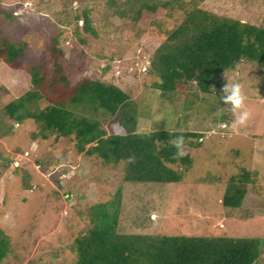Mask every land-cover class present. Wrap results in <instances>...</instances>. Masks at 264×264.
Segmentation results:
<instances>
[{
    "label": "rangeland",
    "instance_id": "1",
    "mask_svg": "<svg viewBox=\"0 0 264 264\" xmlns=\"http://www.w3.org/2000/svg\"><path fill=\"white\" fill-rule=\"evenodd\" d=\"M122 1L0 0V36L24 46L19 68L0 61V228L9 238L0 264H74L71 245L88 225L85 207L110 199L118 186V231L258 237L263 243L253 264H264V65L241 61L219 73L210 92L192 83L162 94L152 85L159 76L150 65L156 47L191 9L262 26L264 0H178L144 21L113 14ZM84 16L93 31L83 28ZM53 61L67 77L66 87L58 85L64 99L88 77L128 94L125 110L134 109L136 131L201 132L198 145L182 147L192 159L182 179L126 182L121 163L78 151L74 134L43 138L25 108L8 117L4 105L31 88L28 67L41 64L49 72ZM232 82L244 98L234 110L221 99L222 86ZM48 103L42 94L28 105ZM242 111L248 116L239 123ZM101 113L90 111L109 134L110 117ZM242 169L250 180L242 184L240 205L224 206L230 180Z\"/></svg>",
    "mask_w": 264,
    "mask_h": 264
},
{
    "label": "trees",
    "instance_id": "2",
    "mask_svg": "<svg viewBox=\"0 0 264 264\" xmlns=\"http://www.w3.org/2000/svg\"><path fill=\"white\" fill-rule=\"evenodd\" d=\"M173 1L178 0H123L119 5L114 3L112 13L144 21ZM82 26L86 31H93L86 16ZM23 52L22 44L0 36L3 66L19 68L18 59ZM241 61L264 65V25L193 8L156 47L150 65L159 81L152 85L160 94L186 91L192 83L200 91L210 92L218 74L234 68ZM43 69L41 64L28 67L31 88L4 105L8 117L25 108L24 114L38 124L43 138L53 133L74 134L78 151L95 155L104 164L121 163L122 179L126 182L164 183L182 179L192 161L189 153L182 152V147L186 143L198 145L201 132L136 131L134 109H130L132 113L125 110L130 104L129 97L121 88L84 77L66 91L69 97L64 99L58 85L61 83L66 87L67 77L59 63L53 61L49 72ZM42 94L51 103L32 109L28 104ZM81 105L84 108L80 113L75 112L74 108ZM90 109L93 112L100 109L101 114L110 117L109 134L101 127L100 121L93 118ZM248 175L249 172L242 169L231 178L221 200L224 206L240 205L246 192L242 184L249 182ZM121 194L122 188L118 186L110 199L85 207L88 225L74 237L71 245L76 256L74 264H253L259 254L263 239L258 237L118 231ZM8 250V235L0 228V261Z\"/></svg>",
    "mask_w": 264,
    "mask_h": 264
},
{
    "label": "clouds",
    "instance_id": "3",
    "mask_svg": "<svg viewBox=\"0 0 264 264\" xmlns=\"http://www.w3.org/2000/svg\"><path fill=\"white\" fill-rule=\"evenodd\" d=\"M221 92L223 95L221 99L231 106V108L237 109L242 106L243 96L241 94L240 85L236 82L226 83L222 86ZM248 116L247 111H242L237 117L239 123H243L246 117ZM177 144L180 143L179 139L176 141ZM182 154V153H180Z\"/></svg>",
    "mask_w": 264,
    "mask_h": 264
}]
</instances>
